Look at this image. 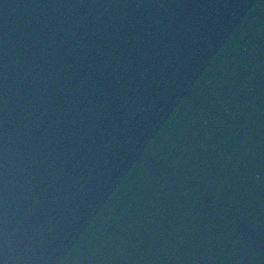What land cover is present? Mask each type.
<instances>
[{
    "label": "water",
    "instance_id": "water-1",
    "mask_svg": "<svg viewBox=\"0 0 264 264\" xmlns=\"http://www.w3.org/2000/svg\"><path fill=\"white\" fill-rule=\"evenodd\" d=\"M3 264H264V0H0Z\"/></svg>",
    "mask_w": 264,
    "mask_h": 264
},
{
    "label": "snow or ice",
    "instance_id": "snow-or-ice-1",
    "mask_svg": "<svg viewBox=\"0 0 264 264\" xmlns=\"http://www.w3.org/2000/svg\"><path fill=\"white\" fill-rule=\"evenodd\" d=\"M0 264H3V262H2V261H0Z\"/></svg>",
    "mask_w": 264,
    "mask_h": 264
}]
</instances>
